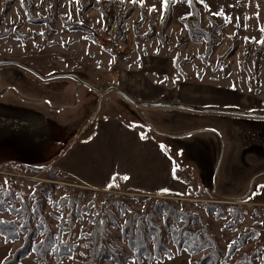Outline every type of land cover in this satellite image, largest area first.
<instances>
[{"label":"rangeland","instance_id":"rangeland-1","mask_svg":"<svg viewBox=\"0 0 264 264\" xmlns=\"http://www.w3.org/2000/svg\"><path fill=\"white\" fill-rule=\"evenodd\" d=\"M125 1V5L121 6L118 0L111 3L56 0L54 6L53 0H23V3L21 0H0V32L5 33L0 36V62L10 61L0 64V93L5 92L0 94V186L7 179L11 190H22L29 195L35 189L42 204V215L55 232L60 219L65 220V226L68 225L70 200L74 202V208L80 209V216H75L76 212L72 215L71 229L61 235L62 241L77 245L75 255L73 259L62 260L59 264L83 262L81 253L87 252L82 246L86 240L83 235L91 229L93 211L100 208L106 192H113L121 203L108 205L113 206L114 215L108 228L115 242L126 248L122 235L125 220L135 211L138 215L143 214L155 200L162 198L161 195H142L132 192L135 190L124 189H89L74 178L67 176L75 182L68 180L61 171L54 173L57 167L52 163L53 157L82 123L88 119L91 122L105 115H115L159 143L166 155L178 165L176 175L192 185L191 190L183 189L180 196L166 195L165 200L186 212H199L223 250L239 230L257 226L258 238L249 241L241 251L256 247L260 255L264 254V223H261L264 221L261 215L264 206L261 209L253 205L259 201L251 200L252 193L242 198L249 202L244 221L238 224L236 230H227L225 219L207 214L201 203H197L211 201L208 199L210 191L200 186V194L196 192L197 184H204L206 180L204 176L208 173L211 159L214 157L216 164L219 162L218 152H223V159L217 173V192L225 191L229 197L230 193L243 191L252 172L246 168L248 158L245 154L241 155V147L245 146L247 150L264 149V122L257 119H264V51L259 56L258 69H255L256 44L262 35L260 28L264 26V0H205L211 11H200V26L204 30L209 27V14L221 7L225 15L231 17V22L222 26L214 36L209 54L204 39L192 40L188 34L186 25L192 24L196 16L181 21V17L189 13V5L183 0L172 4L170 16L163 24L161 0H144L143 6L133 0ZM132 4L134 7L123 19L120 28L116 29L117 16L125 13ZM153 5L157 10L149 12ZM104 13L107 15L103 17ZM256 13H259L258 17ZM29 17L45 18L46 21L33 22ZM65 19L86 26L89 31L70 29V25L63 23ZM136 23L139 24L135 26ZM107 24L108 27L105 26ZM244 37L255 38L250 48ZM59 74H72L69 76L81 86L76 90L70 85L60 86L64 91L62 105L65 109L56 108L55 113L52 110L56 117L51 113L46 116L40 111V106L35 110L26 109V104L32 105L30 102L36 101L25 102L24 105L17 92L24 97L45 100L43 105L48 108L46 96L35 95L47 93L49 87L42 84L30 86L29 80L55 78ZM114 86L123 92H130L131 96L125 93L133 102ZM29 87L36 90L31 88L32 94H28L25 89ZM175 91L184 100L176 104L188 107L167 108L175 111L170 113L171 117L155 109L170 106L141 104H174L175 100L171 98L176 96L173 94ZM13 95L21 101L19 106V102H12ZM159 97L165 100L152 101ZM230 111L241 112V115L230 114ZM193 130L200 131L189 133ZM88 132L86 130L83 135ZM194 148H198L206 159L199 167L202 181L192 172L194 166L190 163L189 153ZM183 158L188 164L184 167L186 173L182 171ZM22 164L41 169L33 171ZM15 179L20 183H16ZM3 188L5 186L0 187ZM197 196L201 199L195 198ZM228 201L227 204L232 203ZM30 203L34 205V201ZM257 210L260 212L257 213ZM0 218L10 219L11 216L8 212H0ZM156 221L162 224V215ZM165 236L168 238L169 235ZM20 243L21 240L6 243L0 237V257L8 250L9 253L13 251ZM165 244L172 251V259L167 256L162 260L133 259L128 264H194V259L200 256L189 255L185 251L177 253L168 239ZM30 256L33 261V255ZM255 263L259 264L260 258L255 259Z\"/></svg>","mask_w":264,"mask_h":264},{"label":"trees","instance_id":"trees-1","mask_svg":"<svg viewBox=\"0 0 264 264\" xmlns=\"http://www.w3.org/2000/svg\"><path fill=\"white\" fill-rule=\"evenodd\" d=\"M53 1L55 6L56 0ZM102 1L111 3L114 0H98V3ZM125 2V0H118L117 3L123 6ZM133 7L134 4L128 7L125 13L117 16L115 21L116 29L120 28L123 19L128 16L130 9ZM171 7L172 4L164 12V21L162 24L170 16ZM201 9L206 10L205 6L199 3L198 0H193L192 5H189V12L193 13V15H188L186 18L194 15L196 18L192 24H187V29L192 40L204 39L206 41L207 54H209L214 36L227 23H225L223 17L215 16L211 13L208 18L210 22L209 27L207 30H204L200 26L199 17ZM106 15L107 13H104L103 17ZM29 20L33 22L46 21L45 18L34 19L32 17H29ZM219 20H221L220 23L218 22ZM181 21L184 22L182 19ZM63 23L70 25V29H84L89 31L86 26L85 29L83 25L74 23L71 20L65 19ZM138 24L136 23L135 26ZM108 25L105 26L108 27ZM4 34V32H0L1 37ZM245 38L243 40L247 47L250 48L254 39L247 37L248 39L246 40ZM261 39H264V33H262L256 44V70L258 69L259 56L264 51V44L259 43ZM175 65L178 67L177 60H175ZM245 67V70L248 72L247 66L244 63ZM256 82H258L257 78ZM22 165L33 171L41 169L31 164ZM53 172L59 173L60 170L55 168ZM68 180L74 181L72 179ZM118 180L119 178L116 176L113 178V181ZM15 182L20 183V180L15 179ZM77 183L81 184L78 181ZM109 189L113 190L116 188L114 186ZM132 192L137 193L138 191ZM16 193L20 195H16ZM198 194H200L199 189ZM160 195L162 198L155 200L152 206L146 209L143 214L138 215L135 211L125 220L127 223L122 226V235L126 242V248H124L115 242L108 228L110 220L114 218L112 213L113 206L109 207L108 205L110 203L112 205L115 203L120 205L121 202L115 193L106 192L100 208L93 211V216L90 219V223L92 224L90 231L83 235L86 240L82 246L87 245V247L84 246L87 252L82 255V258H84L81 264H101L103 262L128 264L133 259L140 261L143 258L147 260H162L164 257L172 254V251L165 244L166 239L171 241L177 253L185 251L189 255L200 254L199 257L194 259V264H256L255 259L257 258H260L259 264H264V254H259V248L250 247L241 251L247 246L249 241L258 238L259 229L257 226L244 227L239 230L237 236L232 240L235 241L233 247L231 249L227 247L223 250L214 235L209 232V227L203 221L202 215L199 212H186L182 208H176L170 201L164 198L166 195L171 194L163 193ZM172 195L180 196L177 193ZM215 197L212 195L209 198L211 201H197V203H201L203 210L207 214L217 219H225L224 227L227 230H236L238 224L244 221L247 214L246 204L236 199ZM228 200L234 202L230 204L222 203V201ZM31 201H34L33 206L30 203ZM69 205L71 210L69 212L70 218L67 220L68 225L65 226V220L60 219L57 224V231L55 232L51 230L48 221L42 215V204L36 194L33 197L32 193L27 195L22 190H11L8 186L0 189V212H8L11 216L10 219L0 218V220L4 221V223H0V237L6 243L21 240V243L9 253L8 257L2 260L3 264H19L21 260L30 255H33L34 264H59L62 260L69 259V256L73 257L77 245L74 242L61 240V235L73 226V213L76 212L75 216H80V209L78 207L74 208V202L72 200H70ZM224 206L226 207L225 209ZM85 210L89 211L87 207H85ZM259 212L257 210V213ZM161 215L163 222L159 224L156 218ZM166 234L169 235L168 238L165 236Z\"/></svg>","mask_w":264,"mask_h":264},{"label":"crops","instance_id":"crops-1","mask_svg":"<svg viewBox=\"0 0 264 264\" xmlns=\"http://www.w3.org/2000/svg\"><path fill=\"white\" fill-rule=\"evenodd\" d=\"M56 76L57 77L55 78H46L44 80H36L35 78L29 80L30 86L42 84L43 86L46 85L49 87L50 90L47 93H38L40 95H35H43L44 97L46 96V100L49 101L48 108L43 105V102H46L45 100L38 98L35 99V97L30 96L24 97L19 94L20 92H17V97L21 99L22 102L19 101L15 95L12 96V102H19L17 105L19 106L20 102L24 103L25 105V102L36 101L30 102L33 103L32 105L26 104L27 107L25 108L28 110H35V107L40 106V111L44 112L46 116L49 113L53 114L51 112L52 110L55 113L56 108H61V110L65 109L62 105L64 91L60 86L67 87L70 85L71 87H74V90L81 88V86H79L77 82L73 81L69 74H59ZM1 78L2 77L0 76V79ZM31 88L36 90L34 87H29V89H25V91L30 94ZM125 92L126 91H124V93ZM176 92L177 91L173 93L176 94V96L171 98L175 100L174 104L184 101L179 97L178 92ZM4 93L0 94L2 95ZM126 93H129L130 95V92L128 91ZM163 96H165V94ZM162 97L155 98L152 101L159 102L165 100L162 99ZM53 104H61L62 106ZM167 108L175 107H155V109L160 114L163 112L165 113L164 115L171 117L170 113L175 111L167 110ZM234 108L237 109L236 107ZM52 116L56 117L57 115L53 114ZM259 118L257 119L264 122V119H261V117ZM86 130L89 132L83 135ZM198 131L200 130H193L189 133L192 134ZM163 132L167 133L166 131ZM189 133L181 135L180 137L182 138ZM142 135L144 134H142L138 129L131 127L128 125V123L115 115H105L98 119H94L91 122L90 119H88L84 122V124L82 123L79 127H77V130L73 133L69 141L53 157L52 163H54L57 169L63 172L64 175L76 179L78 182L82 183L84 187L93 190L109 189L107 185L113 182V178L115 176L119 178L118 181H114L115 184L118 185L115 186L116 189L135 190L142 193V195L157 196L163 194L160 190L165 188L169 189V191L166 193H177L179 195H182L183 189L186 190L187 188V190H191L192 185L188 183L187 179L178 177V175H176V171L174 177V161L171 157L166 155L159 143L147 135H144L146 138L141 139ZM241 148H243L241 155L245 154L247 155L246 158H248V161L245 163L246 168L251 170L252 174L245 189L238 193H230L232 195H228L229 197L225 195L228 194L225 191H223L224 193L217 192V188H219L217 182V173L220 165L222 164L223 152L221 154L218 152L220 159L217 164L214 160V157L211 159V163H209V169L207 171L208 173L206 176H204L206 177V180L203 184L200 182L202 180L200 179L201 169L199 167L206 162V159L201 156L200 150H198V148L191 149L189 153V159L190 163L194 166L193 169H191L193 170V173L197 174L200 180L198 181L201 183L197 184L196 192L198 194V187L205 186V188L211 193L209 198H211L213 195L217 198L236 199L246 205L249 202L242 200V198L245 197L246 194L252 193L251 200L259 201L257 203H253V205L260 206L262 209V206H264V188H258V186L264 185V149L262 151L258 149L247 150L245 149V146H242ZM181 161L183 164L182 171L186 173L187 169L184 167H186L188 164H186L185 158H183ZM125 176L129 177V179H124L123 177ZM198 196L195 198L201 199V197ZM226 202L229 201H222V203ZM233 202L234 201H232V203ZM7 254H9V250L8 253L6 251V253L0 257V261L8 257ZM19 264H33L31 256L21 260Z\"/></svg>","mask_w":264,"mask_h":264},{"label":"snow or ice","instance_id":"snow-or-ice-1","mask_svg":"<svg viewBox=\"0 0 264 264\" xmlns=\"http://www.w3.org/2000/svg\"><path fill=\"white\" fill-rule=\"evenodd\" d=\"M71 2H72V0H69V3H71ZM76 2H79V0H76ZM133 2L134 3L139 2L141 4V6H143V4H144V0H133ZM180 2H182V0H161V4H162L161 19L164 18V12L167 11V9H168V7H169L170 4H176V3H180ZM183 2L187 3L188 5H192L193 0H183ZM21 3H23V0H21ZM199 3L203 4L205 6V8H206L207 11H211V8L206 4L205 0H199ZM231 6H234V5H230V7ZM257 7H258V5H257ZM156 10L157 9H156L155 5L151 6L148 9L149 12H153V11H156ZM212 14L215 15V16L225 17V23H230L231 22V17L225 15L224 10H223V7H221L217 12H214ZM188 15H193V13H191V12L186 13L185 16H182L181 17V19L182 20H185ZM256 15L258 17L259 16V13H256ZM141 19H143V17H141ZM246 19H249V17H246ZM237 26H239V17H237ZM247 26H248L247 24L244 25L245 28H247ZM260 31L262 33H264V26H261ZM41 35H43V33H41ZM245 39L247 40L248 38L246 37ZM253 39H255V38H253ZM259 43L264 44V39H261L259 41ZM166 79H167V77H165V80ZM233 88H235V85H233ZM249 90H251V89H249ZM144 138H146V137L144 135H142L141 136V139H144ZM177 167H178V165H174L173 166V175H174V177H175V171H176V168ZM123 178L124 179H129V177H127V176H125ZM7 185H8V180L5 179L4 182H3V186H7ZM3 186H0V187H3ZM114 186H118V185L115 184L114 181L112 183H109L107 185V187H109V188L114 187ZM258 188H264V185H260V186H258ZM160 191L162 193H166V192L169 191V189H166L165 188V189H161ZM16 195H20V194L19 193H16ZM32 195H33V197L35 196V189H33ZM92 207H95V205H92ZM33 210H35V209H33ZM0 223H4V221L0 220ZM101 223H103V221H101ZM125 223H127V221H125ZM261 223H264V221H262ZM234 244H235V241H232L228 245V248L231 249ZM84 246L87 247V245H84ZM81 255H84V254L81 253ZM167 258L168 259H172V256L171 255H168ZM69 259H73V257L72 256H69ZM0 264H3V261H0Z\"/></svg>","mask_w":264,"mask_h":264},{"label":"water","instance_id":"water-1","mask_svg":"<svg viewBox=\"0 0 264 264\" xmlns=\"http://www.w3.org/2000/svg\"><path fill=\"white\" fill-rule=\"evenodd\" d=\"M7 62H10V61H3V62H0V64L2 63H7ZM69 75H72V74H69ZM74 76V75H73ZM83 84L86 85V83L84 81H81ZM116 90H118L123 96H125L127 99H129L130 101L133 102V100H131V98H129L124 92H122L121 90H119L117 87H115ZM135 104H139V102H134ZM141 104H150V105H153V106H170V107H173V106H178V107H188V106H185V105H179V104H171V103H143L141 102ZM231 113L234 112L236 114H241V112H238V111H230ZM256 115V114H255Z\"/></svg>","mask_w":264,"mask_h":264},{"label":"built area","instance_id":"built-area-1","mask_svg":"<svg viewBox=\"0 0 264 264\" xmlns=\"http://www.w3.org/2000/svg\"><path fill=\"white\" fill-rule=\"evenodd\" d=\"M263 217H264V213L262 212V214H261Z\"/></svg>","mask_w":264,"mask_h":264}]
</instances>
